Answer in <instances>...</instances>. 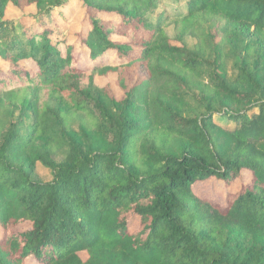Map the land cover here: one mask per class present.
<instances>
[{
	"label": "trees",
	"instance_id": "obj_1",
	"mask_svg": "<svg viewBox=\"0 0 264 264\" xmlns=\"http://www.w3.org/2000/svg\"><path fill=\"white\" fill-rule=\"evenodd\" d=\"M184 4L0 0V264H264V0Z\"/></svg>",
	"mask_w": 264,
	"mask_h": 264
},
{
	"label": "rangeland",
	"instance_id": "obj_2",
	"mask_svg": "<svg viewBox=\"0 0 264 264\" xmlns=\"http://www.w3.org/2000/svg\"><path fill=\"white\" fill-rule=\"evenodd\" d=\"M184 3H185V0H180L179 2L178 1H169V0H159V5H158L157 10L154 13L149 14L148 18H150L152 21H154L160 12H164L167 15H171L173 17H176L177 16L176 14L179 13L178 8H180V6H184L185 5ZM34 11H35L34 8L29 7V8H26V10L24 12H19V11L15 10L9 6L5 11V18L8 20H12V21H18L22 18V16L34 13ZM64 11L66 13L65 15L69 17L68 24L66 25V28L64 30L71 33L77 27V20H79L78 18L80 17V12H78L79 10H77V8L74 6V4L71 5V8H69L67 10L65 9ZM61 18H63V17H60V19ZM22 22L25 24L24 21H22ZM58 23H60V22H57V24ZM14 26H16V24H14ZM207 26H209L211 28L214 26V24H212V25L209 24ZM204 29L207 32L206 25L204 26ZM171 30H172V28L168 30L170 32V34H171ZM170 36H173V35L171 34ZM183 44L186 46L187 49L193 50L196 47V45L198 44V40L196 38L190 37V36L185 37V38H183ZM224 50H225L224 52H226L228 50L227 47ZM218 53L219 52H218L217 47H214V45H211V44H207V47L204 51L203 57L205 59L209 60L210 62L215 60L216 65L222 64V69H220L218 72L220 74H222L223 76H225L227 79H233L235 77V74H236V64H238V62H239L238 58L226 56V57L219 59ZM205 70H207V69H205ZM104 80L105 79H101L100 82H105ZM100 84H102V83H100ZM115 92H116V95H119V92L117 91V89H115ZM187 101L188 102L185 105V109H184V113H183L184 116H190L191 114L196 113V110H197V106L194 103L193 97H191V93L189 94ZM214 119L219 120L217 117H214ZM219 122L222 125L232 126L231 124H227V123L223 122V120L222 121L220 120ZM65 154H66V149H62V150L60 149L57 151V153L52 158L55 161L59 162V161L63 160ZM34 176L37 180L43 181V182H47L50 179L49 171L47 169H45L41 164L36 165ZM248 181H249V174L246 172H243L240 181L233 182L232 185L229 187H224V185L221 182L209 180V181H205V182L196 183L193 186V191H194V194L199 198H209V199L223 205L225 203L226 196L229 193L236 192L240 187V183L246 184V183H248ZM136 225H137V222H135L133 224L132 229Z\"/></svg>",
	"mask_w": 264,
	"mask_h": 264
}]
</instances>
